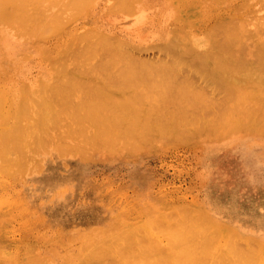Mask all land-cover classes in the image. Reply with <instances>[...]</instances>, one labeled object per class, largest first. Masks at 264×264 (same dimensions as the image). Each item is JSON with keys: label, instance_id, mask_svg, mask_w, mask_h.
Wrapping results in <instances>:
<instances>
[{"label": "rangeland", "instance_id": "rangeland-1", "mask_svg": "<svg viewBox=\"0 0 264 264\" xmlns=\"http://www.w3.org/2000/svg\"><path fill=\"white\" fill-rule=\"evenodd\" d=\"M12 1L14 2V0H12ZM15 1L18 4L20 2V0L19 1L15 0ZM28 1L29 0H26L28 5L33 7V3H35V0H33L34 2L31 0L33 3L31 1H29V2ZM36 1L38 2V3H36L38 5V7L35 4L36 8L34 7L33 12L37 8L38 9L40 8L41 14L37 13L38 11L33 13L31 11L32 7L30 8L28 6L30 8V11H29L28 7L25 8V4L27 5L25 0H23L21 2L22 4L25 2V4L23 5L24 8L26 9L25 11L34 15V16L31 15L32 18L31 17L28 18L29 15H27V13L25 12V14L27 15L26 18H28L30 21L34 20V17L37 16V14H39V15L43 14L42 15V20H43L44 18L47 17L46 15L51 14V12L53 11L54 8L56 9V7H53V6L50 7V9H49V6H51L52 4L48 3L49 5L47 4V6H48L47 9H49V10L52 9V11L50 13L48 12V14H46L45 15L46 17H45L43 12L45 11V13H47L48 10L46 11V10H42V9L46 6L45 5L46 3L44 4V2H43L42 3V4H44V6H43L42 4L41 5L39 4V2L41 3L40 0L39 1L36 0ZM44 1H46V0H44ZM81 1L83 2V0H77L78 7H79V4H83L84 2H86L84 0V2L81 3ZM121 1L123 2V0H121ZM129 1H128V4H129ZM132 1H134V0H132ZM138 1L140 2V0H138ZM143 1H145L144 3L147 4L146 6L149 9V11L152 9V12H153V13L151 11L149 12L151 14L148 16L150 18H149V21L147 23V24L150 23L149 25L151 27L148 28V25H147V27L146 26L142 27L141 29H143V31L141 29L138 30L139 28H137L138 31H142V32L145 31L146 36H144V33H142V32L139 33L137 30H135L136 27L134 25H132V26H134L135 29H134V27H131L132 29H130V25L133 24V18L129 17L131 20L129 18L127 19L125 17V16H127V14H125L123 11H121V12H123L125 15L123 13H118V12L117 13L116 12H113V13L109 12V11H113V6L116 4L115 0H96L93 5H91V3L89 4L91 6L87 5L88 8L85 6L86 8L84 7L83 9H81L82 14L78 9H74L76 7V6H74L75 5L74 2H71V0L68 2V0H67L66 2H68L69 3L68 4V3L63 1V3H66L64 5H67V6L72 3L70 6L71 7L74 6V7H72V10H69V11L71 13L74 9L73 12L75 14L70 16L69 11L65 10V12H64L63 8H62L63 5L61 7L59 6L60 8H58V11H56V12L62 15V13H60L61 12L60 9L62 8V12H64L65 14L68 13V15L70 17H72L73 19L67 18L66 23H68V24L64 25L66 23L63 22L61 30H60V28L58 30L55 29L58 32H56V33L54 32V34L52 33L51 35L49 34L50 37L49 36L47 37L48 40L46 39V36L44 35L45 41H42L44 39H41V31L43 29L40 25L43 22L40 23V20L36 21V23H39L40 27L38 25H35L36 23H34V22H30L29 25L27 22H26L27 24L25 22H23V24L21 23V20L27 21L24 18L25 16L23 15V13H24L23 9H22L23 6L21 8H17L16 12H14L12 10L13 13H10L9 17L14 16L18 11H19L18 13L20 14V11H21L22 13L20 14V16L18 15V13L16 14L19 16V17L17 16V18L19 19V18L23 17L24 19L21 18L20 20L17 21V18H14V19L9 18V20L13 19L16 26H17L16 21L19 22V24H21L23 26V28L25 29V31H23L24 33H22L21 31L20 32L23 34V36H24V34L27 36L26 32H28V35L30 37V38L28 37V39H30V40L33 39V37H32L33 35L32 36H30V35L33 32L35 33L36 29L38 31L39 30L38 27L41 28L42 30L40 31L39 34L36 32V34L40 36V38H39L40 40L38 39V37L37 38L35 37L33 39L34 41L31 40L32 42L31 41L26 42L27 38L23 39L25 36L23 38H20V36L22 37V34L17 32V31L23 29L22 26L20 27L21 29H18V30L16 29L17 31H15V33L17 32L20 34L18 36V39H17L15 37L17 35L14 36V34H10V32L12 33L11 30L13 28L10 27L11 30L9 31V26L6 25L8 20H6V22H5L6 24H5L4 21L1 20L3 18H0V23H1L0 27H1V25L3 26L2 29L0 30V42L2 41L3 38H5L4 40L7 43L6 44L7 46H6L3 43L4 40L1 42V44L3 43V45H1V46L3 47V49L5 48L3 51H2V47H0L1 48L0 49V73H1L0 74V95H2V93H3L4 95L2 96V100H4V101H2V102L3 103L7 102V104H4V106L2 104V108L4 109V111H3V113L0 112V119H2L0 124L6 123V121H10V120H11L10 122L12 124V125L9 124L10 122L9 123L7 122L8 125L4 124V125H6V127L8 126L9 130L11 128L12 132H10V131L8 132V130H7L8 128L4 127L3 125H0V127L3 126L4 130H6L5 132L0 131V133L4 132L3 133L4 135H5V133L7 134V132L9 134L12 133L10 135H8V134L7 135L10 137L13 136L11 138L15 139V141L18 140L19 138L21 139V137H19V136H18L19 138L16 137L17 134H16V136L13 135V132L15 131V129H18V128H16L17 126L14 124L17 122H20L21 125L24 126V129H23L24 131L20 130L22 132V135H21L22 136V142L24 140H25L24 143L26 142V146H23L21 144L22 142L20 143L19 140L16 141V143L18 142L19 144L22 145L23 150L19 149L21 147H18L14 143L15 144L14 148L18 147L19 150H21L22 152L24 151L25 156H23V157H25V159H22V157L19 158L20 155L22 154L21 151H19V150L15 151L14 150V153L16 152V155L14 153L10 154L11 158H13L12 160L16 159V158H14V155L17 156V153L19 151L21 154L18 153L19 157L17 156V158L21 159L20 161H22V160L23 161L17 163V165L15 162H14V164L11 163L12 166H10L9 169H7V170L0 168V262H2L4 264H6V263L8 264V263H10L9 261L11 260V264H21V262H23V261H24L23 263L26 264L27 262H29L27 258H29V260L31 259V261H32V259H33L32 257H34L36 260V264H77V263L79 264L80 261L83 259V256L85 255L84 257H86V255H87L86 251L87 250H90V248L92 249L93 247L96 246L95 247V251H96L98 249L97 247L99 246V244L97 245V242L101 243V241H103L104 239H106L105 241H107V238L112 236V234H114V233L117 234L118 230H119L118 233H120V231L122 232L124 229L128 228L129 229V230L127 229L128 233L130 234L131 237L133 236L132 237V239H133L132 245H133V243L139 244L137 242L138 239L136 240L137 237L134 235V233H131V231H133L131 229L132 225L134 226L137 223H138V227L136 225V228H138V229L142 228V229H140L141 230L140 233L142 234V232H143L144 235H141L140 233H138L136 231L138 229H136V230L134 229L136 235L146 237L148 234V236H151V239L149 238L151 241H154V239H156V237L159 236L158 239H156V240H158V244H159L158 246L160 247V250H162V247H161V245H162L163 248H166V249H164L165 253H168L172 249V245H170L171 248H169V246H168L172 242V241H170L171 238L169 237V234L168 235L166 234L168 232L167 229H166V231L164 230L166 232V233L164 232L165 234H162V231H163L162 228H160V230L162 229L161 233H160V230L158 229L159 233H160L159 235H158V233H155V231H158L156 226L159 224V223H157V225L154 224L155 221H157L156 219L158 217L155 215H159V217H161V220L165 221L164 222L165 225H164V223L162 225L166 226L168 223H172L171 220H172L174 215L172 214V216H170L171 217L170 220H168L167 218L165 219L166 214H165V217H163L164 215L162 216L160 214L161 210H159V209H162V212L167 213V211H170L172 208L175 215L178 216L181 212V211L179 212L178 209L181 206V208H183V209L185 207H186V209H189V208L192 209V207H193L194 213L192 210H189V211H192V214H195V215H196V213H200V211H201V214H197V215H199L198 217H200V218L198 221L193 223L194 224L193 227L195 225H197V226L199 225L200 227L201 226L203 227L202 229H205V226L208 224V220H211L210 222L215 224L214 227L221 230L220 234H219L220 237L219 238L217 237L216 243L215 242L213 243V241H214L213 239H212L213 241H211V239H210L211 237L210 238L206 237V239H204L205 237H203V236H205V235H203V234L205 232L204 233L198 232V233H201L200 235L202 236L200 240L204 239V241H206V242H207V240L208 241L210 240L213 243V245H212L211 242L210 243L207 242V244L209 243V246L211 244L212 248H211V246L210 247L207 246V248H206V251H207L208 247H209V249L210 248L212 249V250L211 249L208 250V251H210L211 256L214 255L215 252H216V254H218L220 252V253H222L220 255H224V254L227 255V256H223V258L227 259L229 257V259H231L233 262V260H235L238 257L237 253L243 252V250H242L243 245L244 246L246 245L244 247L245 248L244 250L247 252L249 251V253H250V252L254 251V249L250 251L248 249L250 246V245L248 246V243H250V244L252 243L251 246L253 247V246H255V243H256L255 242L253 245V241H258L256 243V246H257V244L259 245V243H263V246L261 244L259 245V246L263 247V248L260 247L261 251L262 250L263 251L261 252L260 249L255 247L256 252L254 251L253 254H257L258 252H260L259 255H257L258 256L257 258H259V259H257V258L255 259V261L257 262V263L255 262V264H263L262 261H264V260H263V258L260 260V258L264 257V255H263V252H264V118H262V117L260 118V122L257 124V127L254 125L256 128L253 126L248 127L249 122H247V120H245V119H240L239 117L237 118V116H236V119H239L237 121L236 119L230 118L228 120L229 122L231 120H235V122L236 121L237 122L235 124H233L232 126H230L229 127L230 129H227L226 126H229V125H225L227 123L229 124V122L227 121V123H225L223 126V129H225V130L227 129V130L225 132H220L219 134L222 133L220 136H218V134L217 135L213 134L212 129L211 130L209 129L208 132L204 131V130H208V129H204L203 130L204 132L201 130L203 132V134L199 130V131L195 132L194 135H191L193 133H191V134L188 133V135L185 134V136H183V139H179L177 141H173L175 139H173V140L168 139L167 140L166 138H165L166 140H163L162 139L163 137L160 138L162 140H159L157 138L156 139L149 138V140L147 139V141L150 142V139H151V142L152 141L153 142H152V146H151V143H149V142H148L149 144L146 143V145H149V147H150L147 149H146L147 146L144 145L145 143L142 144L141 142H139L140 145H144V146H140L142 148H140L138 144H137V146L132 147L131 145L133 144V142L131 143V141L128 140L127 141L128 144L126 145L125 144L126 142L122 141L124 139H121L122 143L125 142L122 144L123 145V147H122L119 136H117V137H119V138H117L119 140L118 141L119 143L115 142V138H114L116 135L115 131L112 132L114 135H112V137L111 136L110 137H111L112 144L113 145L115 144L116 146L114 145L112 147H109V146L107 147V145H105L107 143L104 144V141H105V138H104L102 144L105 145L106 147H104L101 144L102 147L99 145L100 147L95 148V147H97L96 145H98L96 143V141L94 142L95 139L92 140V144H93V142L96 144V145L94 144V146L91 144V141H90L91 139H93V137H94L93 136L91 139H88L90 141V144H88L89 147L92 145L89 148L88 145L84 144V143H85V141L86 142L88 141V140H86L88 138V134L90 132H91V134H93L92 130L96 127L93 128V125H91L92 127L89 128L90 125L87 126V124H89V123L92 124L93 122L90 121L91 119H87V118H86L87 121L85 119H84L85 122L81 121L82 126H84L85 125L84 123L88 122V120H89V122L86 123V125H85L87 127V129H85L86 128L85 127L84 128L85 132H83V134L81 135V136H85L84 133H86L87 138H84V137L82 138L79 136L78 129H80L81 126L78 127L77 124L81 125L80 122L78 121V117H79L78 114L79 113L82 114L81 112L84 110V107L82 105L83 104L82 98H81V96L84 95L83 93L90 91V90H93V89H97V88L101 89L102 91L104 90V91H107L110 93H114V92H116L118 86H123L124 87L123 90H125V91H131L132 90L129 88V86H131L130 83H126V81L120 80L121 75L117 74L119 72V70L117 71L115 69L114 71L110 70L109 72H104L105 70L101 71L100 68H97L94 66H87L90 63L89 60H88L89 63L87 62L88 64H86L84 66L82 65L81 66L82 68H81L79 65V62L84 60V58L80 59V60L78 59L81 57H78L77 59L79 61L78 60L74 61V63L75 62L76 63H75V66L73 65L74 64L73 60L76 59L75 55L77 54L76 56H79L78 54L80 53V51L83 50L85 52V50H88L85 47H87L88 43L89 44L93 43V40H95L93 37H95L98 40V38L100 36H102V34H104V36L106 35V36H108V38L109 37H111V38L113 37L114 39H115V37L117 39L119 38V40L120 41L123 40L122 42H124V43L126 40V44L129 42H132V44L131 43L130 44L133 45V47L130 46V49L127 47L130 44H128L127 46L122 42H121V44H124V46L128 50H131V48H133V50H134V48L139 46L140 49H138L139 47L136 48L137 50H140L139 53L136 52V49H135V51H133V50L130 51V53L131 52H132L131 54L137 53L136 55H138V56H135V57H138L139 60H142L141 57L143 58V56H144V58H146V60H148L147 58H149V60H150V58H152V57L153 58L158 57L157 53L159 52V50L157 52V50H156L157 46L162 47V46H160L161 44L163 45L164 43L166 44V42L167 43L169 42V39H168L166 32H169V30L172 31L175 28H177L175 30H177L178 33L182 32V30H181L182 27L179 28L181 31L178 30L177 26L173 27L174 26L173 24H175L174 22H176V21L178 22L179 19L181 21H183V23H181V24H183V28H182L183 32L188 31V33H187V35H188V34H190V31H191L192 35H194V37L196 36L195 38H197V37L199 38V36H200L199 39H201V35L203 38L205 37L203 32L200 31L202 33L201 34L198 31L199 29H195V32L193 33L194 30H192V29H194L195 27H198L199 25H202V24L204 25V24L209 23L210 20H208V19L213 20L214 18L216 19L220 15L227 16L225 13L230 14L229 12H231V14H233L232 16H234V14L237 15V16H234L233 18L236 17V19H238L239 16L242 15L241 18H244V19L246 18L248 21L250 19H252V22L251 21L250 22L253 23L257 17H259L261 15L264 16V0H223V1L215 0L214 2H215V4H217V7H214L216 5H213L214 3H212L211 0H210L211 2L208 0H207V2L205 0H200V2H198L199 1L198 0V1H196V3H194L195 0H193V1L190 0L193 3V5L191 4V2L189 0H178V2H176L177 0H172V1L168 0L169 2H167V1L165 2L163 0H156V1L155 0H141V2H143ZM202 1H203V3H202ZM216 1L218 3H216ZM30 2L32 5L29 4ZM48 2H50V0ZM52 2H53V0H52ZM57 2H61V1L57 0ZM87 2H89V1H87ZM114 2H115V4H114ZM117 2L120 3V0H118ZM162 2L164 4V6H163ZM8 3H10V4L9 5L5 4L6 7L3 6L5 9L7 8L5 13H7V12L9 13V11H10V9L8 11L9 6L11 7V5L14 4L11 2V0ZM63 3L61 2V3H59V5H61ZM166 3H170L171 6H166ZM177 3H181V4H179V6L176 7ZM205 3H206V5L212 3L211 4L212 8L209 7L211 5L206 6ZM54 4H56V3H54ZM86 4H88V3H86ZM186 4L187 5L190 4V6H186ZM203 4H204V8H205V6H206V8L207 7H209V8H207V9L205 8L204 10L199 8V6L200 5L203 6ZM16 5H15V7H16ZM39 5L43 6V7L41 8V7H39ZM57 5H58V3H57ZM57 5H54V6H57ZM125 5H126V3H125ZM131 5H134V3ZM173 5H175V6L172 7ZM181 5L182 6L184 5L185 9H182V8H184V6L181 7ZM13 6L11 7V9L13 8L14 10H16L15 7H13ZM18 6L19 5H17V7ZM92 6H93V8H92ZM115 6L117 8L121 7L120 5L119 6L115 5ZM161 6H163L164 9L160 8ZM63 7H66V6H63ZM71 7L68 6L69 9H71ZM125 7L128 8V6H125ZM175 7L178 9H176ZM80 8H81V6H80ZM172 8L175 9L176 12L178 11V14L183 18V20L180 17L178 19L177 13H176L177 15L171 14V13L175 12V10L173 11ZM198 8H199V10H197ZM1 9H2V11H1L2 14H1V12H0V14L3 16L4 9L3 8H1ZM64 9H66V8H64ZM148 9H147V11H148ZM154 9H156V10L159 9V12L162 11V9L165 11H162V12H164V14H162V12H161L160 14H162V15H159L158 10L155 12ZM75 10L79 13H77ZM116 10H118V9L115 8V11ZM123 10H124V8H123ZM228 10H229V12H226ZM119 11H120V9H119ZM201 11H204V12H202V15L205 13V11H207L208 13H210V11H211L212 12L211 14L213 16L215 14V17L210 16L211 14L205 15L207 13L206 12L204 14L206 17L202 18L201 17L202 16ZM216 11H221V12H218V14H220V15L216 14ZM254 11H256V12H254ZM53 12H55V11H53ZM213 12H214V14H213ZM223 12H225V13H223ZM11 14H13V15H11ZM65 14H63L62 16H64ZM76 14H77V16H76ZM152 14H153V16H152ZM6 15H8V14H6ZM16 15H15V17H16ZM52 15H54V14H51V16ZM84 15H85V17H84ZM163 15L166 17L164 18ZM167 15L168 16L174 15L172 17L171 16L168 17L169 20H167V21L169 23L168 22L166 23V21L163 22L164 19L167 18ZM43 16H44V18H43ZM157 16H159L160 23L163 22L162 23L163 26L166 23L164 26L166 29H167V25H168V29H169L168 31H166V29L164 30L163 29L164 27L162 26V24H160L159 21H157L158 20ZM207 16H210V18ZM254 16L256 18H254ZM5 17L7 18V16H5V14H4V20H5ZM37 17H39V16H37ZM49 17H50V15L48 16V18ZM58 17L61 20L60 15H58ZM124 17H125V19H124ZM153 17L157 18V20ZM160 17L163 20H161ZM200 17L202 18V20ZM54 18L56 19V17H54ZM54 18H51V19H53V21L50 20L51 23L52 22L54 23V24H50V26H52V28H55V26H56L55 22L56 21L58 22V20H59V18H58V20L54 21ZM173 18L174 19L176 18V21H173ZM151 19H152V21L154 20L153 22L151 21L152 25H154V27L151 25V22H150ZM13 20H11V21H13ZM64 20H65V18H64ZM67 20H70V22H68ZM180 20L178 22L179 26L181 25ZM206 20H208V21L205 22ZM11 21L10 22L8 21V22L11 23ZM43 21H44L43 25H45V23L47 24V22L49 24L48 19L46 22H45V20H43ZM155 21H157V25H159V24L160 25L157 26L155 24L156 23ZM201 21H202V23H201ZM14 22H12V23H14ZM185 22H187V23L185 24ZM203 22H205V23H203ZM12 23H11V25H12ZM31 23H33L34 27L37 26V28L35 27L36 29H34L33 31H32L33 28L28 30L29 28L32 27ZM15 24H13V25H15ZM25 24H26V26H24ZM59 24H61V23H59ZM188 24L192 25V28H190L191 30H189V26H187ZM197 24H198V26H196ZM251 25H248L250 27L247 26V29L249 31L252 30L253 26H251ZM16 26H15V28H16ZM19 26H17V27L19 28ZM27 26H30V27L27 28ZM46 26L47 25H45L43 27L46 28ZM155 26L157 28H155ZM193 26H194V28H193ZM5 27L8 29L9 33L7 31H5V29H6ZM187 27H188V29H187ZM52 28L51 27L49 28V26H48V28H46L47 30L49 29V31H50L48 33L52 32L51 31ZM56 28H58V26ZM127 28L130 29V32H131V30L134 29V31H132V33L137 31L138 34H140L139 36L141 38L138 35H137L138 37H136L135 36L136 33L135 34L133 33L131 35V33L127 32ZM171 28H174V29L171 30ZM26 29H27V31H26ZM125 29H126V31H125ZM129 29H128V31H129ZM145 29H147V31ZM156 29H157V31H156ZM14 30L15 29H13V31ZM154 30H155L154 33H156V32H158V33L152 34L151 31H154ZM30 31L32 32L31 34L29 33ZM253 31H254V29H253ZM3 32H6V33H3ZM43 32L44 31H42V33ZM96 32H97V34H96ZM164 32H165L164 35L167 36L166 38L163 37ZM128 33L131 35V39H130L131 41L129 40L130 36ZM150 33H151V35H150ZM171 33H173V32L168 33V35H170ZM2 34H3V36L6 35V37L4 36L2 38V36H1ZM98 34H101V35H98ZM117 34H119V35H117ZM141 34H142V36H141ZM182 34H184V33H182ZM197 34L199 36H197ZM121 35L124 37H122ZM181 35H179V36H181ZM8 36H10L11 38H9ZM13 36L16 39L13 38ZM42 36H43V34H42ZM118 36H120L122 38H120ZM161 36L165 40L162 38L160 39ZM173 36H174V38H177V37H175V35H173ZM176 36H178V34ZM91 37L93 38V40L91 42H89ZM170 37L173 38L171 35H170ZM7 38H9V39H7ZM77 38H78V41H74ZM101 38L102 37H100V39ZM106 38L104 37L102 39L105 40ZM132 38H135V40H133ZM20 39H21V41H19ZM102 39L100 41H102ZM117 39H115L116 42H114V43H117ZM142 39H143V41H142ZM24 40H25V43H24ZM166 40H168V41H166ZM38 42H40V43H38ZM162 42H164V43H162ZM29 43H31V44H29ZM37 43L40 45L38 46ZM41 43L42 44L44 43V45H42ZM24 44H26V45L24 46ZM34 44H35V46H33ZM134 44H136L137 46H135ZM41 45L44 47H42ZM94 45H97V44H94ZM94 45L93 46L89 45V47L92 48V47H94ZM5 46L7 47V49L10 47L9 51L6 50ZM36 46H38L37 50H36ZM59 47H60V52L57 53V51H59L58 50ZM89 47H87V48H89ZM38 49L40 51V54H39ZM10 50H12V52H10ZM5 51L7 53L8 52L9 53L5 54ZM133 52H135V53H133ZM42 53L44 55H42L43 57L40 58L39 55H41ZM98 53L100 54V51H98ZM19 54L20 55L25 54L28 57H26V59H25V55H24V58H22V56H21L20 58H22V59H20L18 56ZM160 55H162V53ZM17 57L19 58L18 60H17ZM95 58H98V57L96 56ZM161 58H162V56H161ZM19 60H20V62H19ZM23 60H25V61H23ZM146 60H143V61H146ZM149 60H148V62H149ZM60 61H62V62H60ZM86 61H85V63H86ZM152 61H155V60H152ZM61 63H62V65H61ZM22 64H24V65H22ZM76 64H78L77 66H79L81 71L78 70V68L76 67ZM82 64H83V62H82ZM85 66H87V68L88 67H90V68L94 67V68H91L92 70H90V71H89V68H88V70L85 68L84 69L85 71H83V67H85ZM86 71H88V72H86ZM106 71H108V70H106ZM108 74H110L111 76H108ZM51 75H52V77H51ZM157 78L158 77L156 76V79ZM69 82H74L75 85H77V87L73 89L72 96H70V94H71L70 92H67V93L70 97H73L72 100H74V103L76 101V103H75L76 107H77V103H78L77 101L79 99H81L80 102L82 103L81 105H82L83 110L81 109V105H80V107L78 105V108L81 109L80 112H78V114H77L78 117L74 116L75 118H71L72 116H69V113L72 112L73 109L76 110L78 108H76L73 105L75 108L72 107V110H71V108H70L71 106L69 107L68 106L69 104L67 103L68 105H66V107L68 106L67 109L68 110L70 109L71 111L68 112L67 109H65V108L64 109L67 110L68 115H67V113L65 115L66 111L64 109L63 110L61 109L63 106L60 109L56 110L58 112V114H59V111L61 113L63 111V113H64L63 116L65 115L67 117L65 118V116H64L61 118L59 117L60 119H56V118H58L59 115L55 114L54 109H50L51 110L50 112L52 113V110H53L54 115L57 116L56 117L53 115L54 116L53 118H55L57 120V121L56 120L54 121L56 126L53 125V127H54L53 128L49 123V125L53 129L50 128V129H48V131H45V129L47 130V127L49 126L47 124L46 120L49 118L48 121L51 122L50 119L52 116H50V114H49L50 112L48 113L49 117L46 116L47 119L45 117L46 113L42 112V114L44 113V116H42V117L44 118V120L46 119L44 124L48 125V126L47 125L44 126L46 128H44L40 125L41 122L38 121L39 119L36 120V118H38V117H35V115L34 116L32 115V117L31 116L28 117V116L30 114H34L36 111L39 113V109H40L39 114L41 115V109L44 107L43 104L46 102L44 100L49 98L50 95L52 94V92H51V94H49L48 91H50V89H52L55 86H58V85H61L64 83H69ZM3 88L6 91L3 90ZM8 93H9L10 97L8 96ZM45 93H46V95H45ZM43 94L45 95L44 99H43V97L40 98L41 96H43ZM73 94L77 97V99H76V97L73 96ZM262 94L263 93H261L259 95L262 96ZM47 95H49V96L46 97ZM55 96H57V95H55ZM79 96H80V98H79ZM263 96L260 97V99L258 98V101H257V99H255L254 101L257 103V102H260V100H262L260 102V103H262L263 99H264ZM4 97H6V98H4ZM22 97L23 98L26 97L25 99L29 102L32 100L31 101L32 104H31V102L30 103L28 102L26 104V102L24 101L25 102L24 105L31 104V106L29 105V107H30L29 111L27 110L28 112H30V114H27L28 113L27 112L26 115H27V118L33 119V117H35V119H33L34 124L32 123V121L30 123L29 119H27V121H25L23 119V116L25 117V119H26V116H25V114L23 115L22 112L24 111V109L26 112L27 106L23 107V110H20L22 113L21 115H23V116L19 115L20 113L18 111H16V110L22 109L21 105H23V103H21V102H23V100H24ZM27 97H28V99H27ZM70 97H68V98L70 101H72ZM19 98H20V102H19ZM35 98H38V99L40 98V99H39V101H37V99H35ZM57 98H58V96H57ZM0 99H1V96H0ZM21 99H23V100H21ZM41 99H43L42 102H40ZM59 99H60V97H59ZM5 100H7V101H5ZM47 100L50 101L52 99H47ZM55 101H56V99L53 102H55ZM252 101H253V99H252ZM11 102H12V104L17 103V105H14V106H16V108H19V109H16L15 107L14 108L10 107L12 104H8V103H11ZM39 102L41 104L43 103L42 108H41V106H39L40 105ZM57 102H58V100H57ZM241 102L243 105V101H241ZM18 103H19V105H18ZM20 103H21V105H20ZM37 103H39V104H37ZM46 103H49V102L47 101ZM51 103H52V101H51ZM69 103L73 104L72 102H69ZM245 103L243 106L246 105ZM0 104H1V100H0ZM61 104L62 103H60V105ZM65 104H62V105H64V107H65ZM249 104H251V103H248V105ZM253 104H255V103L253 102ZM257 104L260 105L259 103H257ZM52 105L56 106V105H54V103H52L50 105L52 108H54ZM248 105H246V106H248ZM256 105L252 106V104H251V106L253 108L256 107ZM258 105L254 109H257L259 107ZM8 106H9L8 109L10 111H11V108H13V110H12L13 112L12 111L10 112L9 110H7L8 112H10L9 115L7 113H4V112H7L6 108ZM38 106L40 108H38ZM260 106L261 107H259V108H261V109L264 108V107H262V105H260ZM263 106H264V104H263ZM56 107H55V109H57L60 106H58L57 108ZM239 107H237V108L240 111L242 109V107H240V108ZM3 109L0 108L1 111ZM14 110H15V112H18V114L15 113ZM86 111H88V110H86ZM73 112L75 113V111H73ZM88 112L85 113V110H84V113L86 116L89 115ZM263 112H264V109H263ZM14 113L20 117L19 120H21V117L23 120H21V121L15 120V119H17L16 118L17 116L12 119V117L15 116ZM74 113H72V114H74ZM257 113H258V110H257ZM259 113H260V111H259ZM4 114H5V116L8 115V117L7 116H6L7 118L4 117ZM10 114H12V117ZM102 115H104V113ZM1 116H2V118H1ZM10 117H11V119H10ZM39 118H41V116H39ZM32 119H30V120H32ZM75 119H77V120H75ZM12 120H14V121H12ZM35 120L37 121V123L40 122L39 125L42 128H44L43 131H45V133L40 132L42 130V128L38 127V129H37V126L35 125L36 124ZM51 120L53 121V119H51ZM42 121H43V119H42ZM77 121H78V123H77ZM12 122H15V123L13 124ZM43 122H42V125H44ZM20 123H19V125H20ZM56 123H58V124H56ZM231 123H233V122H231ZM26 124L29 126L26 127ZM96 124H97V121H96ZM13 125L16 126L15 129L13 128ZM31 125H33V127H31ZM100 126H101L100 124H99V126L97 125V127H100ZM20 127H22V126H19V128ZM33 128H35V129H33ZM39 128L41 130H39ZM251 128H255V129H251ZM98 129H97V131H98ZM245 129H247V130L243 132V130H245ZM80 130H79V132L81 134L82 132ZM89 130H91V131L89 132ZM213 130L217 131L218 129L217 130L213 129ZM100 131L101 130H99V132ZM18 132H19V130H17L16 133H18ZM64 132H66V134H63ZM96 132L94 134H96ZM184 132H188V131H184ZM205 132H207V133H205ZM97 134H98V132H97ZM4 135L2 136L3 140L6 138V135H5V138H4ZM89 136H91V135H89ZM2 137H0V138H2ZM95 137L97 138L96 135H95ZM16 138H18V139H16ZM37 139H39L40 141L39 140L37 141ZM100 139H101V137H100ZM1 140H0V142L3 143V141H1ZM8 140H11V139L9 138L6 141H8ZM96 140L98 142L99 138H97ZM108 140L109 139H107V141ZM12 142H14V140H11V143ZM129 142L131 144H129ZM2 143H1V145H2ZM6 143L8 144V147H10V149H11V146L13 148V145H10V143H8V142H6ZM98 143H100V142H98ZM153 144H155V146H153ZM1 145H0V148L3 146V145L2 146ZM4 145H5V141H4ZM110 145H111V143H110ZM128 145L131 147H129ZM78 146H81L82 150H85L88 148L91 149L88 151L86 150L87 153L85 152L84 155L85 154L89 155V153H90V155H92V157L90 159H92V160H90L88 156H87L88 159H86V157H83L84 155L82 156L83 159H82V157H79V156H81L78 154L79 151L81 152V149L79 150L80 147L78 149L76 148L77 149L76 151H78V152L75 151V147H78ZM6 147H7V145L3 149H5ZM92 147L97 150L96 153H95V149H94V152H92L93 151ZM7 149H9V148H7ZM7 149H5V150L7 151ZM0 151H1V149H0ZM11 151L13 152V150H11ZM82 152H84V151H82ZM0 153H2V152H0ZM6 153H9V150ZM6 153L4 151V154H6ZM91 153H93V154H91ZM2 156L0 155V157L4 161L3 163L7 162L6 159H8V158L4 159L3 158L4 156L3 157ZM7 156H8V154H7ZM2 159H0V161ZM10 160L8 162L9 164H10ZM12 160H11V162H13ZM3 163H2V165L6 166L5 165L6 163L5 164H3ZM2 165H1V167H2ZM6 168H8V167L6 166ZM146 207H148L149 210H148V208L146 209ZM174 207H176L178 209H176ZM153 209L156 212V214L153 211ZM186 209H184V210L187 213L188 210L186 211ZM150 210L152 211V213ZM184 210L182 212H184ZM173 211H170V212H173ZM196 211H198V212H196ZM146 212H147V214L148 213L149 214L147 215ZM170 212H168V213H170ZM182 212H181V214H183ZM190 213L191 212H189V214L188 213L186 214L187 217H191V216H189ZM205 213H207V215ZM153 214H155V215H153ZM202 215H204V218H203L204 221L202 220L203 222L201 224L200 223L197 224V222H199L202 219ZM167 216H168V214H167ZM183 216H182V218H183ZM205 216L206 217L209 216L210 218L207 217L205 219ZM149 217L151 218V219H149V221L152 220V218H153V224H154V226L156 225L155 231H152V229H149L148 227H150L151 224H148L147 222H145L146 220H148ZM155 217H156V219L154 221ZM178 217H180V216H178ZM193 217H196V216L192 215V221L185 220L184 218L183 219L185 221H187L186 224L191 225V223L194 220ZM144 218H147V219L145 220ZM174 218H175V216H174ZM176 220H175L176 223L180 221L178 219H176ZM122 222H123V224H122ZM142 222L145 224H143ZM139 223L141 225H143L144 227L141 226ZM160 223H161V221H160ZM221 224H222V226H221ZM119 225H121V226H119ZM168 225H169V227L166 226V228H170V225L172 226V224H168ZM197 226L194 227L193 231L197 230L196 229ZM174 227H176V225ZM179 227H181V226H179ZM191 227H192V225L190 226V228ZM210 227H211L210 229H209V227H207L206 229H209L211 231L212 226H210ZM163 228L165 229V227H163ZM184 228L185 227H183V229ZM188 228H186V229H188ZM190 228L188 230H190ZM229 228L231 231H228ZM130 229H131V231H130ZM144 229H148L151 231H147V234H146V232H145L146 230L144 231ZM171 229H172V227H171ZM171 229H168L169 231H171L170 233L174 232V234H176V232L175 231L172 232ZM177 229L181 230V228L176 227L175 230H177ZM186 229H184V231ZM202 229L200 228L197 231H200ZM223 230H224V232H223ZM232 230H234L235 233H237L236 235L237 236L239 235V236L237 237V236L231 235L233 238L228 239L227 238V237H229L228 233L233 232ZM124 231H126V230H124ZM190 231L192 232V234L194 233L192 230H190ZM190 231H188V232H190ZM203 231H205V230H203ZM206 231H207V233H205V234L207 236L212 232L211 231L209 233L208 230H206ZM185 232H187V231H185ZM216 232L219 233V231H216ZM128 233H127V235H128ZM181 233H182V231H181ZM198 233H195L196 236L189 235V233H188V236H190V237L194 236L196 238V240H194L193 238H192L193 240L191 238H190V240H192L193 242L199 241L198 237H200V235L198 236ZM122 234H124V233H122ZM149 234H151V235H149ZM125 235L126 234H124V236ZM216 236L217 235H215V238H216ZM225 236H227V237H225ZM244 236H246V237H244ZM249 236H251V238ZM152 237H153V240H152ZM236 237H237V239H240V241L242 240L241 242H243V243H241V244H243L241 246L242 251H240V250H239L240 252L236 251L237 253L236 252H230L233 254L232 255L228 252L231 250H227L226 249L227 247H225V245H223V244H225V242H228L227 240L232 239V242H230V245H231V243H234L233 239H234V241H236ZM119 238H118V241H116V242L114 241L113 243L114 244L119 243L120 244V245L118 244L119 246L124 245V244H122V240L120 241ZM146 238L148 239V237H146ZM161 238H162V240H161ZM220 238H222V240ZM249 238L250 239L253 238V241H251V240H249L250 242L247 241V239H249ZM93 239L96 242L93 241ZM124 239H126V236ZM128 239H130V238H128ZM164 239H166L169 244H167L166 240H164ZM168 239H169V241H168ZM105 241H103V242H105ZM138 241L141 242L140 240H138ZM145 241H148V240H144V243L147 244V242H145ZM220 241H221L222 245H220ZM240 241L237 240V242L239 244H240ZM193 242H192V244H193ZM89 243H90V245L87 246V244H89ZM110 243L109 244H107V243L103 244L106 246L110 245V247L105 246L106 248L105 247L104 248L102 247V248L103 249L108 248L107 254H109V255H107V254L106 255L108 257H110V259L112 257V253H110L111 252L110 250H113L112 251L114 253L113 257L115 258L113 260H117L116 257L120 256V255L118 253L116 254L115 251H116V248L119 249V247L117 246V244H115L114 245L116 247L115 248L112 244L111 239H110ZM124 243H125V241H124ZM188 243L190 244L191 242H188ZM126 244H128V243H126ZM141 244H143V243H141ZM226 244H227L226 246H229V243H226ZM132 245L130 244L129 246H131V248H132ZM147 245H142V246L144 247ZM124 246H121L120 249L126 248L127 251L130 249V248H127L129 246H127V247L126 246L124 247ZM152 246H154V248L157 250L159 249L158 246L155 245V243H154V245L152 244ZM233 246H236V244ZM233 246L231 245V247H233ZM238 246H240V245H238ZM82 247H84L85 250L82 251L81 250V249H83ZM100 247H101V244H100ZM139 248H140V244H139ZM139 248H138V246L135 245V249L137 251L139 250ZM154 248L150 249V250L153 249V252L150 251L151 254L149 253L151 256L154 254ZM239 248L240 247H238V249ZM246 248H247V250H246ZM142 249L146 250L144 247V248L140 249V252ZM216 249L218 251H215ZM101 250L102 249H100V251ZM130 250H132V249H130ZM148 250H149V248H148ZM148 250L145 251V253L149 252ZM103 251L105 252L106 250H103ZM133 251H132V254H134V260H136L135 257H137L138 254H139V256L141 254L140 258L142 257L145 260L147 258H149L150 261L152 258H153L152 260H154V259H158L160 257L159 256L160 252H158V254H157L156 253L157 251L155 252L154 255H157V257L159 256L158 258H154L153 256L151 257L148 253H146L147 257L144 258V255H146V254L143 253V255H142V253H138L136 255V253H133ZM245 251L241 255H243V256L244 255H250L249 253L246 254ZM90 252H92V251L90 250L88 253H90ZM123 252H124V250H123ZM162 252L163 251H161V253ZM127 253H129V252H127ZM165 253H162L164 255L161 256L162 258L161 257L159 258L160 261L163 259V256H165ZM235 253L237 255H235ZM148 255L150 257H148ZM220 255H217V256H220ZM7 256H8V258H7ZM29 256H32V257H29ZM131 256L132 255L130 254L129 257H131ZM139 256L137 257V260H138ZM25 257H27V258H25ZM89 257L87 256L86 258H89ZM125 257L128 259L127 254L125 255ZM254 257H256V255ZM104 258H106L105 255H104ZM121 258H122V256H121ZM211 258L212 257H210V260H211ZM214 258L216 259V257H214ZM220 258H221V256H220ZM25 259L27 260V262H25ZM107 259L110 260L109 258H107ZM124 259L125 258H123V259L118 258L119 261H117V262L123 264ZM127 259H125V261ZM129 259H130L129 261L133 260L132 258H129ZM143 259H141V260H143ZM159 259L157 261H159ZM164 259L167 261L166 258H164ZM215 259H213V260H215ZM225 259H223L224 262H226ZM35 260L33 259L32 262H34ZM103 260L104 259L102 258V261ZM149 260H146V261L151 263L152 261L150 262ZM83 261H84V259H83ZM104 261H106V260H104ZM143 261H141V263H144ZM157 261H156V264H157ZM190 261L191 260H189L188 263ZM216 261L217 260H215L214 262H216ZM126 262H124V263H126ZM154 262L151 264H155ZM186 262L184 264H188ZM98 263L100 264L99 260H98ZM105 263H103V264H105ZM135 263L136 262H133V264H135ZM146 263L147 262H145L144 264H146ZM158 263L161 264V262H158ZM28 264H31V262H29ZM33 264H35V262ZM82 264H83V262H82ZM106 264H110V263L107 262ZM137 264H139V262ZM162 264H163V262H162ZM167 264H169V263H167ZM170 264H177V263H176V261H174V262H170ZM179 264H180V262H179ZM181 264H183V262ZM189 264H191V263H189ZM194 264H196V263H194ZM206 264H209V263H206Z\"/></svg>", "mask_w": 264, "mask_h": 264}, {"label": "bare ground", "instance_id": "bare-ground-1", "mask_svg": "<svg viewBox=\"0 0 264 264\" xmlns=\"http://www.w3.org/2000/svg\"><path fill=\"white\" fill-rule=\"evenodd\" d=\"M10 1V0H9ZM8 0H0V12L2 11V9L1 8H3L4 9V11H3V13L5 14V16H7V18L5 17V20H4V14H3V16L1 15L2 14V12H1V16H0V18H3V19H1V20H3L4 21V23L6 22V20H8L9 22L11 21V20H13L14 18H17V16L19 15L20 16V14L22 13L21 11H20V14L18 13V15H16L15 13V15H16V17H15V15L14 16H10L9 17V14L10 13H13L12 12V10L14 11V12H16L17 11V8H21L24 4H25V2H26V0H25V2L22 4L21 2L23 1V0H20V2H19V4L14 0V2L11 0V2L12 3H16L17 5H19L18 7H17V5H16V7H15V5L13 6V5H11V7L13 6V7H15V9L16 10H14L13 8L11 9V7L9 6V8H8V11H9V9H10V11H9V13L7 12V13H5L6 12V10H7V8L5 9L3 6H5V4L7 5H9L10 3H8L9 2ZM17 1H19V0H17ZM29 1H31V0H29ZM28 1V2H29ZM33 1V0H32ZM31 1V2H32ZM39 1V0H38ZM41 1V3L39 2V4L41 5L43 2H44V4L46 5L42 10H48L47 11V13H45V11L43 12L44 13V16L46 15V14H48V12L50 13L51 11H52V9L51 10H49L50 9V7H56V9L54 8L53 9V11H55V12H51V14H54V15H52L51 16V14H48V15H46L45 17L49 20V24H48V22H47V24L45 23V25H47L46 26V28H48V26H49V28L51 27L52 28V26H50V24H54L53 22L51 23V21L50 20H52L53 21V19H51V18H54V17H56V19L54 18V21L55 20H58V15H60V17H61V20H60V18H59V20H58V22L56 23L55 22V28H52L51 29V33H48V32H50L49 31V29L47 30L45 27H43V26H45V25H43L44 24V21L43 20H45V22L47 21V19L46 18H44V16H43V20H42V15H39V14H37V13H40L41 14V10H40V8L37 10H35L34 12H33V9H34V7L36 8V6H35V4L36 3H38L36 0H35V3H33V7L32 6H29L28 5V3H27V5L25 4V8H27L28 6L31 8L32 7V12L33 13H35V12H37L36 14H37V16H39V17H37V16H35L34 17V20H32V21H30L28 18H30L31 17V15H33V14H30L29 12H26L25 10V8H24V6H23V15L25 16L24 18L27 20V21H22L21 20V23L23 24V22H27L28 23V25L30 24V22H34V23H36V21H39L40 20V23H42L40 26L42 27V29L41 28H39L40 26H39V23H36L35 25H38L39 27H38V31H37V26H35L34 27V25H33V23H31V25H32V27L31 28H29L28 30H30V29H32V31L34 30V29H36L35 30V33L33 32H29L31 35L30 36H32L33 37V39L36 37H38V39L40 38V36L39 35H37L36 34V32L39 34L40 33V31L42 30V31H44L43 33H42V31H41V39H44V40H42V41H45V36H46V39H47V37L49 36L50 37V35L53 33L54 34V32L56 33V32H58L57 30L60 28V30H61V28H62V23L63 22H65L66 23V19L67 18H72V17H70V16H72L73 14H75L73 11H74V9H78L80 12H81V9H83L85 6L88 8V6L87 5H89L90 3H91V5H93L94 3H95V1L94 0H85L86 2H84V0H83V2L85 3H83L82 1H81V3H83V4H79V7H78V2H77V0H71V2H74L75 3V5L74 6H76L74 9H73V11L70 13V11L69 10H72V7H74V6H70V5H68L69 7H71V9H69L68 8V6L67 5H64V4H66V3H68L70 0H68V2H66L67 0H58V1H61L62 3H63V1L64 2H66V3H63V4H61V5H59V3H61V2H57V0H53V2L54 3H56V4H54L53 2H52V0H50V2H48L47 0L46 1H42V0H40ZM76 1V2H75ZM87 1H89V2H87ZM94 1V2H93ZM116 1V4H115V2H114V4L115 5H117V6H123L122 8L121 7H116L115 5L113 6V11H109V12H118V13H125V14H127V16H125L127 19L129 18V17H131V18H133V24H131L130 25V29H132L131 27H136V29H135V27H134V29L135 30H137V28H139L138 30H140L142 27H147V25H148V28L149 27H151L149 24H147L148 23V21H149V18L150 17H148L151 13H149L150 11L152 12V9L149 11V9L147 8V4L146 3H144L145 1H143V2H141V0H140V2L138 1V0H134V1H132V0H123V2L120 0V3L122 4H120L119 2H117L118 0H115ZM126 1V2H125ZM128 1H129V4H128ZM156 1V0H155ZM163 1H167V2H169L168 0H163ZM172 1V0H171ZM170 1V2H171ZM190 1V0H189ZM193 1V0H192ZM196 1H198V0H195V2L194 3H196ZM206 2H207V0H205ZM204 1V2H205ZM208 1H210V0H208ZM212 1V3H214L213 5H216V6H214V7H217V4H215V0H211ZM210 1V2H211ZM218 1V0H217ZM216 1V3H218ZM221 1H223V0H221ZM31 2L29 3L30 5H32L31 4ZM52 2V3H51ZM134 3V5H131V4H133ZM176 2H178V0L176 1ZM181 2V1H180ZM191 2V1H190ZM189 2V3H190ZM198 2H200V0L198 1ZM197 2V3H198ZM220 2V1H219ZM52 4L51 6H49V9H47L48 8V6H47V4ZM57 3H58V5H57ZM86 3H88V4H86ZM125 3H126V5H125ZM172 3V2H171ZM202 3H203V1H202ZM211 3V4H212ZM22 4V5H21ZM44 4H42L43 6H44ZM48 4V5H49ZM57 5V6H54V5ZM69 4V3H68ZM162 4H163V2H162ZM179 4H181V3H177V5H176V7L177 6H179ZM191 4L193 5V3L191 2ZM199 4V3H198ZM211 4H208V5H211ZM21 5V6H20ZM37 5V4H36ZM39 5V7H43V6H40ZM66 6V7H63V6ZM83 5V6H82ZM91 5H89V6H91ZM103 5V4H102ZM128 6V8L127 7H125V6ZM131 5V6H130ZM197 5V4H196ZM205 5H206V3H205ZM208 5H206V6H208ZM62 6V8H63V11L65 12V10L66 11H69V14H70V16L68 15V13L67 14H65L64 12H62V8L60 9V13H62V15L63 14H65L64 16H62L61 14H59V13H57L56 11H58V8H60V7ZM80 6H81V8H80ZM163 6H164V4H163ZM163 6H161L160 8H163L164 9V7ZM166 6H171V4L170 3H166ZM175 5H173L172 7H174ZM184 6V5H183ZM182 5H181V7H183ZM186 6H190V4H186ZM195 6V5H194ZM201 6V5H200ZM199 6V8H201L202 10H204L205 8H206V6H205V8H204V4H203V6H201L200 7ZM219 6V5H218ZM6 7V6H5ZM28 7V8H29ZM37 7H38V5H37ZM85 7V8H86ZM149 7V6H148ZM175 7V8H176ZM203 7V8H202ZM210 8H212V5L211 6H209ZM209 7H207V8H209ZM30 8H29V11H30ZM64 8H66V9H64ZM68 8V9H67ZM80 8V9H79ZM92 8H93V6H92ZM115 8L116 9H118V10H116L115 11ZM123 8H124V10H123ZM150 8V7H149ZM152 8V7H151ZM154 8V7H153ZM199 8L197 9V10H199ZM206 8V9H207ZM119 9H120V11H119ZM122 9V10H121ZM147 9H148V11H147ZM162 9V11H165V10H163ZM166 9V8H165ZM169 9V8H168ZM176 9H178V8H176ZM182 9H185V6H184V8H182ZM21 10V9H20ZM28 10V9H27ZM85 10V9H84ZM155 10V12L158 10V12H159V9H154ZM172 10L174 11L175 9H173L172 8ZM180 10V9H179ZM209 10V9H208ZM259 10V9H258ZM261 10V9H260ZM76 11V10H75ZM121 11H123V12H121ZM162 11H160L158 14L159 15H162V14H164V12H162ZM171 11V10H170ZM169 11V12H170ZM184 11V10H183ZM225 11V10H224ZM25 12L27 13V15H29V17L28 18H26V14H25ZM77 12V11H76ZM129 12V13H128ZM154 12V13H155ZM162 12V14H160ZM202 12H204V11H201V15H202ZM207 11H205V13H206ZM218 12H221V11H216V14H218ZM226 12H229V10L228 11H226ZM254 12H256V11H254ZM260 12V11H259ZM258 12V13H259ZM77 13H79V12H77ZM86 13V12H85ZM123 13V14H124ZM153 13V12H152ZM168 13V12H167ZM178 14V11L176 12V10H175V12H173V13H171V14H175V15H177ZM184 13V12H183ZM204 13V14H205ZM208 13V12H207ZM205 14V15H209V14H211L212 12L210 11V13H208V14ZM223 13H225V12H223ZM230 14H231V12H229ZM6 14H8V15H6ZM35 14V15H36ZM81 14H82V12H81ZM124 14V15H125ZM203 14V15H204ZM213 14H214V12H213ZM227 16H223V15H220V14H218V15H220V16H218L216 19L214 18L213 20H211V19H208V20H210L209 21V23H207V24H202V25H199L198 26V24L200 23H198L196 26H198V27H195L194 28V26H193V28L194 29H192V30H194L193 31V33L195 32V29H199L198 31L200 32V31H202L203 32V34L205 35V37L203 38L202 37V35H201V39H199L200 38V36L197 34V36H199V38L197 39V38H195L194 37V35H192V33H191V31H190V34H188L187 35V33H188V31H184L183 32V24H181V23H183V21H181L180 19H179V17L180 18H182L179 14V16L177 15V17H178V19L181 21L180 22V26L178 25L179 23V20H178V22L176 21V18L174 19L173 18V21H176V22H174L175 24H173L174 26L173 27H175V26H177L178 27V30H180L179 28H181V30H182V32H180V33H178L177 32V30H175V29H177V28H171V30L172 29H174V30H172V31H170L169 29H168V25H167V29L164 27L165 26V24L168 22L167 20H169V16H171V15H167V18L166 19H164V21L163 22H165L166 21V23L164 24V26H163V22L162 23H160V21H159V16H157L158 17V20H157V18H155V17H153V18H155L157 21H159V23L160 24H162V26L164 27H162L164 30L166 29V31H168L169 30V32H166L167 33V36H168V39H169V42L167 43L166 42V44L164 43L165 41V39L164 38H162V36L165 34V32L163 33V35L160 37V39L162 38V39H164L163 41L164 42H162V43H164L163 45L161 44L160 46H162V47H156V50H157V52H158V50H159V52L157 53L158 54V57L157 58H150V60H149V58H147L148 60H149V62H148V60H146V58H144V56H143V58L141 57V59L142 60H139V58L138 57H135V56H138V55H136L137 53H139L140 52V50H137L136 48H138V47H136V48H134V50H133V48H131V50H128L125 46H124V44L127 46L128 44H132V42H129V43H127L126 44V40H125V43L124 42H122L123 40H119V38L117 39L116 37H115V39H117V43H114V42H116V40L112 37H109L108 38V36H104V34H102V36H100V37H102V38H106L105 40L104 39H102V41H100L101 39H100V37L98 38V40L100 41H98L95 37H93L95 40H93V38L91 39L90 38V40H89V42H91L92 40H93V43L94 44H97V45H94L93 43V45H94V47H92V48H90L89 47V45H91V46H93L92 44H87V47H89V48H87V47H85L86 49H88V50H85V52L82 50V51H80V53L78 54L79 56H76L75 55V57H76V59L75 60H73V63H74V61H76V60H80V59H83L84 58V60L83 61H80L79 62V65H80V67L83 65H86V64H88L89 63V61H90V65L88 64L87 66H94V67H97V68H100V70L102 71V70H105L104 72H109L110 70H112V71H114L115 69L118 71L119 70V72L117 73V74H120L121 75V77H120V80L121 81H126V83H130V85L131 86H129V88L130 89H132L131 91H125V90H123L124 89V87L123 86H118L117 87V90H116V92H114V93H110V92H107V91H102L101 89H93V90H90V91H87V92H85V93H83L82 95L83 96H81V98H82V103L80 102V100L81 99H79L77 102V107H76V101H75V103H74V100H72V98L73 97H70V96H72V91H73V89L74 88H76L77 87V85H75V83L74 82H69V83H64V84H61V85H58V86H55V87H53L52 89H50V91H48L49 92V94H51V92H52V94L50 95V97L49 98H47V99H52V100H47L46 98V100H44V101H48L49 103H42L43 105H44V107H43V105L40 103V102H42V100L44 99V96L46 95V93H45V95L43 94V96H41L40 98H42L43 97V99H41V101L39 102L40 103V105L39 106H41V115L39 114L40 113V109H39V115L35 112L34 114H30V112H28L29 111V105L31 106V104H32V100L30 101L31 102V104H29V105H24V103L26 102V104L29 102V101H27L25 98L26 97H22L23 99H21V100H23V102H21V103H23V105H21V103H20V105H21V107H22V109H19V108H16V106H14V105H17V103L16 104H12V102L11 103H8V104H12L10 107H15L16 109H19V110H16V111H18L20 114L19 115H21L22 113H23V115L25 114V116H26V119H25V117L23 116V115H21V116H23V119L25 120V121H27V119H29V121H30V123H31V121H32V123L34 124V120L33 119H35V117H38V118H36V120H38V121H40L41 122V126L42 127H44V126H46L47 124L49 125V123H50V125L53 127V125L54 126H56L55 125V120L56 119H60L61 117H64L65 115H66V113H67V115H68V112L69 111H71L72 110V107L73 108H78V105H79V107H80V105L82 104L83 105V107H84V110H85V113L86 112H88L89 113V115H85V113H84V110L82 109V105H81V109L83 110L81 113L82 114H78V112H80V108H78V109H76V110H74L73 109V111H75V113L72 111V112H70L69 113V116H72L71 118H75L74 116H77V114H78V121L80 122V124L82 123V122H85L84 121V119L86 120V118L87 119H91L90 121L91 122H93L92 124L91 123H89V124H87V126L88 125H90L89 126V128H91L92 126L91 125H93V128L94 127H96V128H94L92 131V133L93 134H91V130H89V134H88V138H87V136H86V133H84V135L85 136H81L82 134H83V132H85V129H87V127L85 126L86 125V123H88L89 122V120H88V122H86V123H84L83 125L84 126H82V124L81 125H79V124H77L78 123V121H77V126L79 127V126H81L80 127V129H78V133H79V136L80 137H84V138H87L86 140H88V139H91L93 136V139H91L90 141H91V144H92V140H94V142L96 141V143L98 144V145H96L94 142H93V146H94V144L97 146V147H95V148H98V147H102V143H103V139L105 138V141H104V144L105 143H107V144H105V145H107V147L109 146V147H112V146H114L113 144H112V142H111V137H112V135H114L112 132L113 131H115L116 132V135H115V142H118L119 140L117 139V138H119L120 139V141H121V139H124V140H122V141H125V142H123V143H125L126 145L128 144V140L129 141H131V143L133 142V144L131 145L132 147H134V146H137V144L139 145V147L140 146H144V145H146V143L147 144H149V143H151V146H152V142H151V139H159V140H168V139H175V140H173V141H177V140H179V139H183V136H185V134H187L188 135V133L189 134H191V133H193V134H191V135H194V133L195 132H197V131H199L200 130V132H202L204 129H208V130H204V131H209V129L211 130L212 129V131H213V134H218V136H220L221 134H219L220 132H225L227 129H230L229 127L230 126H232L233 124H235L239 119H236V116H237V118L239 117L240 119H245V120H247V122H249L248 123V127H257V124L260 122V118L262 117V118H264V112H263V109H261V108H259V107H261L260 105H262V107H264L263 106V104H264V99H263V104L262 103H260L262 100H260V102H257V103H259L260 105H258L254 100L255 99H257V101H258V98L260 99V97H262L263 95H264V16H259V17H255L254 16V18H256L255 20H254V22L253 23H251L252 22V19H250L249 21L246 19H244V18H241V16H239V18L238 19H236V17L235 18H233L234 16H237V15H235L234 14V16H232L233 14H227V13H225ZM250 14V13H249ZM11 15H13V14H11ZM50 15V17L48 18V16ZM156 15V14H155ZM186 15V14H185ZM201 16L202 18L203 17H206L205 15L204 16ZM231 17H230V16ZM18 16V17H19ZM34 16V15H33ZM54 16V17H53ZM76 16H77V14H76ZM123 16V15H122ZM152 16H153V14H152ZM164 16V15H163ZM172 16H174V15H172ZM171 16V17H172ZM210 16H212V17H215V14H214V16L211 14ZM210 16H207V17H209L210 18ZM37 17V18H36ZM84 17H85V15H84ZM125 17H124V19H125ZM162 17V16H161ZM160 17V18H161ZM166 16H164V18H165ZM200 17V18H201ZM9 18H13V19H11V20H9ZM21 18H23V17H21ZM21 18H17V21L18 20H20ZM23 18V19H24ZM32 18V17H31ZM36 18V19H35ZM41 18V19H40ZM64 18H65V20H64ZM152 18V17H151ZM163 18V17H162ZM161 18V20H163ZM199 18V17H198ZM202 18H201V20H202ZM252 18V17H251ZM253 18V19H254ZM38 19V20H37ZM73 19V18H72ZM130 19V18H129ZM172 19V18H171ZM170 19V20H171ZM195 19V18H194ZM205 19V18H204ZM207 19V18H206ZM240 19V20H239ZM243 19V20H242ZM29 20V21H28ZM42 20V21H41ZM64 20V21H63ZM71 20V19H70ZM70 20H67L68 22H70ZM131 20V19H130ZM182 20H183V18H182ZM187 20V19H186ZM191 20V19H190ZM196 20V19H195ZM194 20V21H195ZM200 20V19H199ZM208 20H206L205 22H207ZM7 21V26H9V31L11 30L10 29V27L11 28H13V29H15L14 31H13V29L11 30L12 31V33L10 32V34H14V36L15 35H17V36H15L17 39H18V36L20 35L19 33H24L23 31H25V29L23 28V26L21 25V24H19V22H17L16 21V23H17V26H19V28L16 26V24H15V22H14V20L13 21H11V23L12 22H14V23H12V25H11V23H9ZM62 21V22H61ZM152 21V19L150 20V22ZM154 21V20H153ZM152 21V22H153ZM157 21H155L156 23V25H157ZM172 21V20H171ZM188 21V20H187ZM251 21V22H250ZM152 22H151V25H152ZM205 22H203V23H205ZM26 23V24H27ZM59 23H61V24H59ZM158 23V24H159ZM169 23V22H168ZM171 23V22H170ZM187 22H185V24H186ZM190 23V22H189ZM201 23H202V21H201ZM252 25H251V24ZM1 24V23H0ZM9 24V25H8ZM13 24H15V25H13ZM19 24V25H18ZM26 24L24 25V26H26ZM59 24V25H58ZM68 23H66V24H64V25H67ZM159 24V25H160ZM177 24V25H176ZM30 25V26H31ZM43 25V26H42ZM132 25H134V26H132ZM159 25H157V26H159ZM248 25H251V26H253L252 27V30L251 31H249L248 29H247V26ZM5 26V25H4ZM6 26V27H7ZM15 26H16V28H15ZM22 26V28L23 29H21L20 27ZM30 26H27V28L28 27H30ZM58 26V28H56ZM153 27H154V25H152ZM187 26H189V30H191L190 28H192V25H190V24H188ZM2 25H1V27H0V30L2 29ZM5 27V28H6ZM172 27V26H171ZM248 27H250V26H248ZM45 28V29H44ZM155 28H157L156 26H155ZM154 28V29H155ZM18 29H21V30H19V31H17ZM55 29H57V30H55ZM128 29L129 28H127V32H129V33H131V35L134 33H136V37H138L140 34H138V32L140 33V32H142L143 31V29H141L142 31H136V32H133L132 33V31H134V29L133 30H131V32H130V29H129V31H128ZM160 29V28H159ZM187 29H188V27H187ZM253 29H254V31H253ZM55 30V31H54ZM146 31H147V29H145ZM5 31H7L8 33H9V31H8V29L6 28L5 29ZM15 31H17V32H19V33H15ZM21 31V32H20ZM26 31H27V29H26ZM125 31H126V29H125ZM156 31H157V29H156ZM162 31V30H161ZM176 31V32H175ZM119 32V31H118ZM152 32V34H156V33H158V32H156V33H154L155 32V30L154 31H151ZM170 32H175L174 34L173 33H171L170 35L173 37V38H171L170 37V35H168V33H170ZM3 33H6V32H3ZM21 33V34H22ZM45 33V34H44ZM121 33V32H120ZM128 33V34H129ZM142 33H144V36H146L145 35V31L144 32H142ZM147 33V32H146ZM182 33H184V34H182ZM198 33V32H197ZM201 33V32H200ZM26 34H27V36L24 34V36H23V34H22V37L20 36V38H23V39H25V38H27L26 39V42L27 41H31V40H33V39H28V37H29V35H28V32H26ZM35 34V35H34ZM42 34H43V36H42ZM50 34V35H49ZM96 34H97V32H96ZM101 34H98V35H101ZM175 35V37H177V38H174V36L173 35ZM178 34V36L179 35H181V36H176ZM202 34V33H201ZM117 35H119V34H117ZM124 35V34H123ZM131 35L129 34V36H130V38H129V40L131 39ZM138 35V36H137ZM148 35V34H147ZM150 35H151V33H150ZM2 36V38L5 36L6 37V35H4L3 36V34L1 35ZM13 36V38H15ZM116 36V35H115ZM122 36V35H121ZM125 36V35H124ZM124 36H122V37H124ZM127 36V35H126ZM141 36H142V34H141ZM156 36V35H155ZM160 36V35H159ZM166 35H164L163 37H167ZM9 38H11L10 36H8ZM118 37H120V36H118ZM122 37H120V38H122ZM140 37V36H139ZM171 39H170V38ZM9 38H7V39H9ZM15 38V39H16ZM30 38V37H29ZM141 38V37H140ZM156 38V37H155ZM5 38H3L2 39V41L4 40ZM6 39V40H7ZM22 39V40H23ZM112 39V40H111ZM133 40H135V38H132ZM137 39V38H136ZM144 39V38H143ZM143 39H142V41H143ZM159 39V40H160ZM173 39V40H172ZM175 39V40H174ZM40 40V39H39ZM48 40V39H47ZM114 40V41H113ZM138 40V39H137ZM171 40V41H170ZM1 41V42H2ZM5 41V40H4ZM3 41V43L6 45L7 43H6V41L4 42ZM9 41V40H8ZM7 41V42H8ZM19 41H21V39L19 40ZM18 41V42H19ZM34 41V40H33ZM74 41H78V38L76 39V40H74ZM96 43H95V42ZM131 41V40H130ZM139 41V40H138ZM166 41H168V40H166ZM1 42H0V47H2L1 45H3V43L1 44ZM13 42V41H12ZM32 42V41H31ZM98 42V43H97ZM119 42V43H118ZM121 42L122 43H124V44H121ZM10 43V42H9ZM20 43V42H19ZM24 43H25V40H24ZM38 43H40V42H38ZM37 43V44H38ZM21 44V43H20ZM29 44H31V43H29ZM42 44V43H41ZM128 45L127 47L130 49V46L131 47H133V45ZM138 44V43H137ZM141 44V43H140ZM9 45V44H8ZM11 45V44H10ZM26 44H24V46H25ZM40 44H38V46H39ZM42 45H44V43L42 44ZM41 45V46H42ZM135 46H137L136 44H134ZM157 45V44H156ZM7 46V45H6ZM5 46V47H6ZM13 46V45H12ZM33 46H35V44L33 45ZM38 46H36V50H37V47ZM42 47H44V46H42ZM10 48V47H9ZM9 48L7 49V47H6V50L7 51H9ZM40 48V47H39ZM158 48V49H157ZM161 50H160V49ZM1 49V48H0ZM5 49V48H4ZM3 49V47H2V51L4 50ZM51 49V48H50ZM90 49V50H89ZM135 49H136V52L137 53H135V52H133V53H135V54H131L130 53V51H135ZM138 49H140V47L138 48ZM13 50V49H12ZM12 50H10V52H12ZM58 50L59 51H57V53L58 52H60V47L58 48ZM62 50V49H61ZM38 51H39V49H38ZM98 51H100V54L98 53ZM161 51V52H160ZM56 52V51H55ZM83 52V53H82ZM9 53V52H8ZM6 51H5V54H8ZM162 53V55H160V54ZM39 54H40V51H39ZM99 54V55H98ZM141 54V53H140ZM25 55V54H24ZM24 55L23 54H19L18 56H19V58L22 56V58H24ZM42 55H44L43 53L41 54V55H39L40 56V58H42L43 56ZM101 55V56H100ZM142 55V54H141ZM49 56V55H48ZM98 57V58H95V57ZM157 56V55H156ZM155 56V57H156ZM161 56H162V58H161ZM26 57H28V56H26L25 55V59H26ZM74 57V58H75ZM78 57H81V58H78ZM18 57H17V60L19 59ZM22 58H20V59H22ZM78 58V59H77ZM89 58V59H88ZM95 58V59H94ZM155 60V61H152V60ZM157 59V60H156ZM78 60V61H79ZM87 60V61H86ZM89 60V61H88ZM93 60V61H92ZM143 60H146V61H143ZM23 61H25V60H23ZM77 61V62H78ZM85 61H86V63H85ZM92 61V62H91ZM152 61V62H151ZM19 62H20V60H19ZM22 62V61H21ZM60 62H62V61H60ZM82 62H83V64H82ZM88 62V63H87ZM76 63V62H75ZM75 63L73 64L74 66H75ZM85 63V64H84ZM22 65H24V64H22ZM21 65V66H22ZM61 65H62V63H61ZM78 64H76V67L78 68V70H80L81 71V69L79 68V66H77ZM87 66H85V67H83V71H85L84 69L86 68L87 70H88V68H89V71L90 70H92L91 68H94V67H88L87 68ZM82 68V67H81ZM75 70V69H74ZM106 70H108V71H106ZM4 71V70H3ZM72 71V70H71ZM95 71V70H94ZM86 72H88V71H86ZM1 74V73H0ZM6 74V73H5ZM7 75V74H6ZM108 76H111L110 74H108ZM156 76L158 77L157 79H156ZM51 77H52V75H51ZM3 78V77H2ZM160 78V79H159ZM13 79V78H12ZM5 80V79H4ZM3 80V81H4ZM41 81V80H40ZM6 82V81H5ZM3 90H5L4 88H3ZM6 91V90H5ZM67 92H70L71 94H70V96L68 95V93ZM261 93H263L262 94V96L261 95H259V94H261ZM6 94V93H5ZM4 94L2 93V95H0L1 96V104H0V108L1 109H3L2 108V104H3V106H4V104H7V102L6 103H3L2 101H4V100H2V96H3ZM55 95H57L58 96V98H57V96H54ZM61 95V96H60ZM8 96L10 97V95H9V93H8ZM49 95H47L46 97H48ZM53 96V97H52ZM73 96L74 97H76L74 94H73ZM80 96H79V98H80ZM59 97H60V99H59ZM68 97H70L71 98V100L72 101H70L69 100V98ZM264 97V96H263ZM4 98H6V97H4ZM21 98V97H20ZM20 98H19V102H20ZM39 98V99H40ZM56 99V101L55 102H53L55 99ZM8 99V98H7ZM27 99H28V97H27ZM35 99H37V101H39V99L38 98H35ZM34 99V100H35ZM76 99H77V97H76ZM75 99V100H76ZM252 99H253V101H252ZM57 100H58V102H57ZM5 101H7V100H5ZM9 101V100H8ZM25 101V102H24ZM43 101V102H44ZM51 101H52V103H54V105H56L57 107L58 106H60V107H56V106H53L54 108H52L50 105L52 104L51 103ZM61 101V102H60ZM241 101H243V105H244V103L247 101L248 103H251L252 104V106H254V105H258L259 107L257 108V109H254V108H256L257 107V105H256V107H252L251 106V104H249L248 105V103L246 102L245 104L246 105H248V106H243L242 105V102ZM29 102V103H30ZM62 103V104H65V107H64V105H60V103ZM69 102H72L73 104H71V103H69ZM253 102L255 103V104H253ZM39 103H37V104H39ZM51 103V104H50ZM59 105H58V104ZM69 105H68V104ZM18 105H19V103H18ZM66 105H68L70 108H71V110L69 109H67V107H66ZM75 107H74V106ZM241 105V106H240ZM25 106H27L26 107V112H25V109H24V111L21 113V111L20 110H23V107H25ZM38 106V108H40ZM63 106V107H62ZM242 107V109L239 111L238 110V108L237 107ZM6 107V106H5ZM20 107V108H21ZM51 107V108H50ZM55 107L57 108V109H55ZM62 107V108H61ZM239 107V108H240ZM9 108V106L6 108V111L7 110H9L8 109ZM13 108H11V111L13 110ZM67 109L68 110V112H67V110H65L66 112H65V115L63 116V111H62V113L59 111V114H58V112L56 111V110H58V109ZM86 108V109H85ZM253 108V109H252ZM50 109H54V111H55V114H57V115H59L58 116V118H53L54 116H56V115H54V111L52 110V113L50 112L51 110ZM252 109V110H251ZM28 110V111H27ZM43 110V111H42ZM78 110V111H77ZM86 110H88V111H86ZM257 110H258V113H257ZM3 111H4V109L1 111L0 110V112L1 113H3ZM10 111V110H9ZM10 111V112H11ZM31 111V110H30ZM34 111V110H33ZM259 111H260V113H259ZM10 112H4V113H7L8 115H9V113ZM13 112V111H12ZM14 112H15V110H14ZM18 112H15V113H17L18 114ZM28 112V113H27ZM42 112H45L46 114H45V117L47 116V117H49V114H50V116H52L51 117V119H53V121L50 119V121L52 122H49L48 121V119H47V117H46V122H47V124L45 125L44 123H45V120H44V118L42 117V116H44V113L42 114ZM50 112V113H49ZM14 113V114H15ZM26 113L27 114H30L28 117H32V115L34 116L35 115V117H33V119L32 118H27V115H26ZM49 113V114H48ZM72 113H74V114H72ZM87 113V114H88ZM104 113V115H102V114ZM17 114H15V116L14 117H12V114H10L11 115V117H12V119L13 118H15L16 116H17ZM52 114V115H51ZM71 114V115H70ZM3 115V114H2ZM8 115H6L7 117H8ZM38 115V116H37ZM54 115V116H53ZM62 115V116H61ZM82 117H81V116ZM85 115V116H84ZM5 116V114H4V117H6ZM39 116H41V118L43 119V121H42V119L41 118H39ZM89 116V117H88ZM255 116V117H254ZM3 117V118H4ZM6 117V118H7ZM11 117H10V119H11ZM57 117V116H56ZM60 117V118H59ZM67 116H65V118H66ZM76 117V118H77ZM81 117V118H80ZM84 117V118H83ZM98 117V118H97ZM1 118H2V116H1ZM17 119H15V120H19V116H17L16 117ZM69 118V117H68ZM94 118V119H93ZM230 118H232V119H236L237 121L235 122V120H231L230 122L228 121ZM9 119V118H8ZM7 119V120H8ZM22 119V117H21V120H23ZM30 119H32V120H30ZM81 119V120H80ZM1 120L2 119H0V122H1ZM21 120H19V121H21ZM35 120V122H36V126H37V129H38V127H40V128H42L40 125H39V123L40 122H38L37 123V121ZM69 120V119H68ZM75 120H77V119H75ZM11 121V120H10ZM10 121H6V123H1L0 125H3L4 127H6V125H4V124H7L8 125V123L10 122ZM12 121H14V120H12ZM57 121V120H56ZM59 121V120H58ZM82 121V122H81ZM87 121V120H86ZM96 121H97V124H96ZM227 121L229 122V124L227 123ZM8 122V123H7ZM42 122H43V124L44 125H42ZM95 122V123H94ZM99 122V123H98ZM231 122H233V123H231ZM13 124L15 123V122H12ZM19 123L20 122H17V123H15L14 125H16V126H14L13 125V128L15 129V127L16 128H18V129H15V131L13 132V135H15L16 136V134H17V136L16 137H21V139L19 138H16V139H18L19 140V142L21 143L22 142V132L21 131H24L23 129H24V126L23 125H21V123H20V125H19ZM225 123H227V124H225ZM9 124H11V122L9 123ZM56 124H58V123H56ZM95 124V125H94ZM99 124L101 125L100 127L102 128H100V127H97V125L99 126ZM224 124L225 125H229V126H226V130L225 129H223V126H224ZM12 125V124H11ZM34 125V126H35ZM47 125V126H48ZM48 126L47 127V130L45 129V131H48V129H50V128H52L51 126ZM255 125V126H254ZM2 126V127H3ZM19 126H22V127H20L19 128ZM27 126H29V125H27L26 124V127ZM35 126V127H36ZM2 127H0V131H6V130H4V127L2 128ZM31 127H33V125H31ZM86 127V128H85ZM255 127V128H256ZM6 128H8V126L6 127ZM5 128V129H6ZM39 128V130H41ZM44 128H46V127H44ZM44 128H42V130L40 131L41 133H45V131H43L44 130ZM54 128V127H53ZM52 128V129H53ZM85 128V129H84ZM99 128V129H98ZM222 128V129H221ZM255 128H251V129H255ZM33 129H35V128H33ZM96 129V130H95ZM97 129H98V131H97ZM213 129H215V130H217V131H214ZM8 130V132L10 131V132H12V129L10 128V130H9V128L7 129ZM17 130H19V132L18 133H16L17 132ZM21 130V131H20ZM79 130L82 132L81 134H80V132H79ZM83 130V131H82ZM95 130V131H94ZM99 130H101L100 132H99ZM202 130V131H201ZM247 129H245V130H243V132L244 131H246ZM249 130V129H248ZM28 131V130H27ZM98 132V134H97V132ZM184 131H188V132H184ZM203 131V132H204ZM211 131V132H212ZM219 131V132H218ZM4 132H1L0 133V137H2L4 134ZM7 132V134L8 135H10V134H12V133H8ZM21 132V133H20ZM96 132V134H94ZM203 132H202V134H203ZM207 132H205V133H207ZM15 133V134H14ZM20 133V134H19ZM25 133V132H24ZM29 133V132H28ZM184 133V134H183ZM3 134V135H2ZM6 133H5V135H6V138H5V135H4V140H3V137L2 138H0V140L1 141H3V143L2 142H0V145H1V143H2V147L0 148L1 149V151L0 152H2V153H0V155L5 159V158H8V159H6L7 160V162H5V163H3L4 161H3V159L0 157V159H2L1 161H0V168L1 169H9V167L10 166H12V164H14V162L16 163V165H17V163H19V162H22V161H20L21 159H19V158H21L22 157V159H25V157H23V156H25V153H24V151L22 152L21 150H19V149H22L23 150V148H22V145L23 146H26V142L24 143V141L21 143V144H19L18 142V144L16 143V141H18V140H16L15 141V139H13V138H11V137H13V136H8ZM63 134H66V132H64ZM101 134V135H100ZM197 134V133H196ZM201 134V133H200ZM26 135V134H25ZM89 135H91V136H89ZM95 135L97 136V138H99V141L98 142H100V143H98L97 142V138L95 137ZM99 136V137H98ZM103 136V137H102ZM111 136V137H110ZM117 136H119V137H117ZM157 136V137H156ZM159 136V137H158ZM11 139V140H14V142H12L11 143V140H8V141H6L7 139H9V138ZM78 137V136H77ZM90 137V138H89ZM100 137H101V139H100ZM153 137V138H152ZM161 137H163L162 139H160ZM15 138V137H14ZM109 139L108 141H107V139ZM149 138H151L150 139V142L149 141H147V139L149 140ZM166 138V139H165ZM126 139V140H125ZM218 139V138H217ZM39 139H37V141H38ZM82 140V139H81ZM147 142H146V141ZM171 140V141H172ZM4 141H5V145H4ZM40 141V140H39ZM90 141L88 140L87 142L85 141V143L84 144H90ZM122 141H121V145L123 144L122 143ZM6 142H8V143H10V145H13V148H14V145L16 144L18 147H21V148H19L18 149V147H15L14 149L12 148V146H11V149H10V147H8V144L6 143ZM139 142H141L142 144H144V145H140L139 144ZM149 142V143H148ZM15 143V144H14ZM110 143H111V145H110ZM119 143V142H118ZM130 142H129V144H131ZM136 143V144H135ZM102 144V145H101ZM109 144V145H108ZM124 144V145H125ZM135 144V145H134ZM7 145V147L5 148V149H7V148H9V149H7V151L5 150V149H3L5 146ZM91 145V146H92ZM100 145V146H99ZM105 145H103L104 147H106ZM90 146V147H91ZM116 146V145H115ZM129 146V145H128ZM131 146H129V147H131ZM147 147H146V149L147 148H150L149 147V145H146ZM153 146H155V144H153ZM80 147V148H79ZM88 147H89V145H88ZM89 147V148H90ZM122 147H123V145H122ZM125 147V146H124ZM17 148V149H16ZM79 148V150L81 149V146H78V147H75V151L77 150V149ZM85 149V150H82L81 149V152L82 151H84V152H80L79 151V155H81V156H79V157H82L83 155H84V153L86 152L87 153V151L88 150H91V149ZM93 148V147H92ZM95 148H93V151L92 152H94V149ZM140 148H142V147H140ZM153 148V147H152ZM84 149V148H83ZM5 151V153L6 152H8V150H9V153H6V154H4V151ZM11 150H13V152L11 151ZM14 150L16 151V150H19V151H21L22 152V154L18 151V153L19 154H21L20 155V157H19V155H18V153H17V156L19 157V158H17V156H15L16 155V152L14 153ZM87 150V151H86ZM11 151V152H10ZM74 151V150H73ZM96 149H95V153H96ZM76 152H78V151H76ZM12 153H14L15 155H14V158H16V159H14V160H12L13 158H11V155L10 154H12ZM73 153V152H72ZM81 153V154H80ZM89 153V152H88ZM7 154H8V156H7ZM24 154V155H23ZM75 154V153H74ZM91 154H93V153H91ZM86 155V154H85ZM83 156V157H86V159H88V157H89V159L92 157V155H90V153H89V155H86V156ZM74 156V155H73ZM88 156V157H87ZM83 157H82V159H83ZM99 157V156H98ZM13 161V162H11V160ZM81 159V158H80ZM9 160H10V164L8 163L9 162ZM16 160V161H15ZM19 160V161H18ZM90 160H92V159H90ZM2 163L3 164H5L8 168H6V166H4V165H2ZM12 163V164H11ZM1 165H2V167H1ZM9 165V166H8ZM150 206V205H149ZM145 207V206H144ZM148 207H146V209H147ZM158 208V207H157ZM171 208V207H170ZM174 208H176V207H174ZM173 208V209H174ZM188 208V207H187ZM145 209V210H146ZM159 209V208H158ZM176 209H178V208H176ZM181 209V210H180ZM184 209H186V207L184 208ZM183 208H181V206L179 207V212L181 211H183L184 210ZM148 210H149V208H148ZM156 210V209H155ZM159 210H161L159 213L163 216V217H165V214H166V217H165V219L167 218L168 220H170L171 219V217L170 216H172V214L175 216V218H174V216H173V218H172V220H171V222L172 223H168V224H172V226L170 225V228H166V226L167 227H169V225L167 224L166 226H164L165 225V221H163V220H161V217H159V215H155L156 214V212L154 211V209H153V211L155 212V214H153V215H155V216H158L157 217V219H156V217L154 218V221H155V219L157 220V221H155V223L154 224H156L157 225V223H159L156 227H157V230L159 229L160 230V228H162L163 229V231H162V234H165L166 232V229H167V235L169 234V237L172 239H170V241H172L170 244L167 242V238L166 239H164V240H166V243L167 244H169L168 246H169V248H171L170 247V245H172V249L168 252V253H165V251H164V249H166V248H163V246L161 245V247H162V250H160V247L158 246L159 244H158V240H156V239H158V237H156V239H154V241H151L150 239H151V236H148V234H147V231H151V230H148V229H144V231L146 232V234H147V236L146 237H148V239L146 238V237H143V236H138V235H136V233H135V230L136 229H138V228H136V225H137V227H138V223L136 224V225H132V230L133 231H131V229H130V231H131V233H134V235L137 237L136 238V240L138 239V240H140L141 242H139L138 240H137V242L140 244V248H139V244H137V243H133V245H132V242H133V239H132V237L130 236V234L128 233V231H127V229L128 228H126V229H124V230H126V231H120V233H118V231H117V234H112V236H110L109 238L112 240V244H113V246L115 245V244H117V246L119 247V249H117L115 246V248H116V254L118 253L120 256H117L116 254V258H117V260H113V259H115L114 257H113V250H110L111 252L110 253H112V257H111V259H110V257H108L107 255H109V254H107L108 253V248L107 249H103L106 245H103V244H109L110 243V239L109 238H107V241H105L106 239H104L103 241H105V242H103V241H101V243L99 242H97V245L99 244V246L96 248L97 250L95 251V247H93L92 249L90 248V250L93 252H90V253H88L90 250H87L86 251V253H87V255H86V257L88 256H90L89 258H86V257H84L83 256V259H84V261H83V259L80 261V263L82 264V262H83V264H99L98 263V260L100 261V264L102 263H105L106 261L108 262V263H110V264H121V263H118L117 261H119L118 260V258H120V259H123V258H125V259H127L126 257H125V255L127 254V257H128V261L126 262L125 261V259L123 260V264H133V262H136L135 264H137L138 262H139V264H144L145 262H147L146 264H148L149 262L148 261H146V260H149V258H147L146 260L145 259H143L142 257L140 258V256H141V254H140V256H139V254L138 253H142V255H143V253L144 254H146V253H150L151 254V252H153V249L152 250H150L151 248H154V246H152V244L154 245V243H155V245L156 246H158V250L157 249H155L154 248V254H155V252L158 254V252H160V254H159V256L161 257L162 255H164V254H162V253H165V256H163V259L160 261V257L158 258L157 257V255H154L153 253V257L154 258H158L159 259V261H157L158 259H154V260H152L151 258V263H153L155 260L157 261V264H159L158 262H161V264H162V262H163V264H167V263H169L170 264V262H174V261H176V263L177 264H179V262H180V264L183 262V264L186 262V263H188V261L189 260H191L189 263H191V264H194V263H198V264H204L205 262L206 263H209V264H255V259L258 257L257 255H259V253L260 252H258L257 254H253V252L255 251L256 252V248L255 247H257L258 249H260V251H261V248L260 247H262L263 246V243H259V245L261 244L262 246H259L258 244H257V246H256V243L258 242V241H253V238L252 239H250L251 238V236H249L250 238L249 239H247V241H249V240H251V241H253V245H254V243H255V246H251L252 245V243L250 244V243H248V246H249V250L251 251V250H253L254 249V251H252V252H250L249 253V251L247 252V251H245L244 249V247L246 246H244L243 244H241V243H243V242H241L240 241V239H237V237L239 236H237L236 234L237 233H235V231L234 230H232L233 232H230V233H228L229 235V237H227V236H225V237H227L228 239H230V238H233L232 236H237L236 237V241H234V239H233V242L234 243H231V245L233 246V245H235L236 244V246H233V247H231V245H230V242H232V239L231 240H227L228 242H225V244H223V245H225V247H227L226 249L227 250H231V251H228L229 253L230 252H236V251H238V252H240V251H242L243 250V252H241V253H237L238 254V257L236 258L235 256V260H233V262H232V260L231 259H229V257L227 258V259H225V258H223V256H227L226 254H224V255H220V254H222V253H218V254H216V252H215V254L214 255H212L211 256V253H210V251H208V250H210L211 248H212V246H211V244L213 245V243L215 242L216 243V240H217V237L219 238L220 236H219V234H220V229H218V228H215L214 226H215V224H213V223H211L210 221L211 220H208L210 217L209 216H207V217H209L207 220H208V224L205 226V229H202L203 227L201 226H197V225H195V226H197L196 227V229L198 230V229H202V230H200V231H197V230H195V231H193L194 230V227H193V223L194 222H196V221H198L199 220V218L200 217H198L199 215H197V214H201V211H200V213H196V215L195 214H192V211H193V207H192V209L191 208H189V209H186V211H187V213L189 214V212H191L190 213V215L189 216H191V217H187V213L185 212V210H184V212H182L183 214H181V212H180V214L178 215V216H180L181 218H182V216H183V218L185 219V220H190V221H192V215L193 216H196V217H193V222L191 223V225H192V227L190 228V226L188 225V224H186L187 223V221H185L183 218L181 219L180 217H178V216H176L175 215V213H174V211L172 210V208H171V210L170 211H173V212H170V211H167V213H164V212H162V209H159ZM189 210H192V211H189ZM196 210V209H195ZM151 211V210H150ZM168 212H170V213H168ZM178 212V213H179ZM196 212H198V211H196ZM151 213H152V211H151ZM158 213V214H159ZM177 213V212H176ZM193 213H194V211H193ZM146 214H147V212H146ZM149 214V213H148ZM147 214V215H148ZM167 214H168V216H167ZM203 214V213H202ZM206 215H207V213H205ZM146 215V216H147ZM152 215V214H151ZM160 215V216H161ZM186 215V216H185ZM169 217V218H168ZM187 217V218H186ZM206 216H205V219L207 218ZM189 218V219H188ZM191 218V219H190ZM204 215H202V219L199 221V222H197V224L198 223H202L203 221H204ZM145 220L147 219V218H144ZM149 219H151L150 217L148 218V220H144L145 222H147L148 224H151V226L150 227H148L149 229H152V231H155V229H156V227L154 226V224H153V218H152V220H150L149 221ZM176 219H178V220H180L179 222H177L176 223ZM196 219V220H195ZM159 220V221H158ZM176 220V221H175ZM184 220V221H183ZM203 220V221H202ZM206 220V221H207ZM160 221H161V223H160ZM175 221V222H174ZM189 221V222H190ZM169 222V221H168ZM188 222V223H189ZM143 223V222H142ZM146 223V224H147ZM164 223V225H162ZM212 225H211V224ZM122 224H123V222H122ZM132 224V223H131ZM135 224V223H134ZM140 224V223H139ZM143 224H145V223H143ZM174 224V225H173ZM180 224V225H179ZM196 224V223H195ZM141 225V224H140ZM160 225V226H159ZM176 225V227H178V228H181V230L179 229H177V230H175V228L176 227H174ZM178 225V226H177ZM119 226H121V225H119ZM141 226H143V225H141ZM179 226H181V227H179ZM210 226H212V232L209 230L211 227ZM221 226H222V224H221ZM225 226V225H224ZM131 227V226H130ZM129 227V228H130ZM135 227V228H134ZM144 227V226H143ZM163 227H165V229L163 228ZM171 227H172V229H171ZM174 227V228H173ZM183 227H185L184 229H186V228H190V230H192L194 233L192 234V232L190 231V230H188V229H186L185 231H187V232H185L184 231V229H183ZM207 227H209V229H206ZM217 227V226H216ZM219 227V226H218ZM135 229V230H134ZM140 229H142V228H140ZM140 229H138V230H136L138 233H140L141 232V230ZM161 229V230H162ZM168 229H171L172 230V232L173 231H175L176 232V234H174V232L173 233H170L171 231H169ZM174 229V230H173ZM217 229V230H216ZM228 229V228H227ZM226 229V230H227ZM122 230V229H121ZM129 230V229H128ZM159 230L158 231H155V233H158V235L161 233V230H160V233H159ZM165 230V231H164ZM203 230H205V231H203ZM206 230H208V232L210 233L208 236L205 234V233H207V231ZM237 230V229H236ZM112 231V230H111ZM181 231H182V233H181ZM188 231H190V232H188ZM215 231V232H214ZM216 231H219V233H217ZM228 231H231L230 230V228H229V230ZM238 231V230H237ZM144 232V233H145ZM165 232V233H164ZM198 232H201V233H204L203 235H205V236H203V237H205L204 239H206V237H211L210 239H211V241H213V243L209 240H207V242H211V244H210V246H211V248L209 249V243L207 244V242L206 241H204V239L203 240H200L201 239V233H198ZM223 232H224V230H223ZM222 232V233H223ZM122 233H124V234H126L125 236H126V239H124L125 238V236H124V234H122ZM127 233H128V235H127ZM154 233V234H155ZM179 233V234H178ZM188 233H189V235H194V236H196V234L195 233H198V236L200 235V237H198L199 238V241H195V242H193L192 240L194 239V240H196V238L194 237V236H192V237H190V236H188ZM214 233V234H213ZM217 233V234H216ZM221 233V234H222ZM122 234V235H121ZM141 234V233H140ZM171 234V235H170ZM174 236H173V235ZM213 234V235H212ZM234 234V235H233ZM116 237H114V236ZM120 235V236H119ZM141 235H144L143 234V232H142V234ZM149 235H151V234H149ZM215 235H217L216 236V238H215ZM232 235V236H231ZM243 235V234H242ZM124 238H123V237ZM173 236V237H172ZM213 236V237H212ZM222 236V235H221ZM113 239H112V238ZM120 237V238H119ZM140 237V238H139ZM155 237V236H154ZM244 237H246V236H244ZM118 238H119V240L121 241L122 240V244H124L126 247L127 246H129L130 244L132 245V248H131V246H129V247H127V248H130V249H132V250H128L127 251V249L126 248H122L123 250H124V252H123V250L122 249H120V247L121 246H124V245H121V246H119L120 244L119 243H113L114 241L116 242V241H118ZM128 238H130V239H128ZM145 238V239H144ZM150 238V239H149ZM164 238V237H163ZM190 238L192 239V240H190ZM248 238V237H247ZM95 239V238H94ZM93 239V241H95ZM109 239V240H108ZM117 239V240H116ZM169 239H168V241H169ZM213 239V240H212ZM221 240H222V238H220ZM246 239V238H245ZM144 240H148V241H145V242H147V244H145L144 243ZM152 240H153V237H152ZM157 242H156V241ZM161 240H162V238H161ZM237 240H239L240 241V244L237 242ZM255 240V239H254ZM124 241H125V243H124ZM127 241V242H126ZM131 241V242H130ZM246 241V240H245ZM96 242V241H95ZM188 242H191L190 244L188 243ZM192 242H193V244H192ZM250 242V241H249ZM126 243H128V244H126ZM141 243H143V244H141ZM157 243V244H156ZM199 243V244H198ZM226 243H229V246H226L227 244ZM100 244H101V247H100ZM111 244V243H110ZM119 244V245H118ZM88 245H90V243L89 244H87V246ZM103 245V246H102ZM135 245L136 246H138V248H139V250L137 251L136 249H135ZM142 245H147V246H144L145 247V249L146 250H144V249H142L141 250V252H140V249L141 248H144ZM151 245V246H150ZM220 245H222L221 244V241H220ZM238 245H240V246H238ZM243 245V246H242ZM107 246H109L110 247V245H107ZM106 246V247H107ZM124 246V247H125ZM142 246V247H141ZM150 246V247H149ZM155 246V247H156ZM207 246H209L208 247V249H207V251H206V248H207ZM241 246H242V248H241ZM259 246V247H258ZM86 247V246H85ZM100 247V248H99ZM103 247V248H102ZM105 247V248H106ZM147 247V248H146ZM218 247V246H217ZM238 247H240L239 249H238ZM83 249H81L82 251L83 250H85V248L84 247H82ZM148 248H149V250H148ZM216 248V247H215ZM252 248V249H251ZM263 248V247H262ZM94 249V250H93ZM100 249H102L101 251H100ZM225 249V248H224ZM223 249V250H224ZM242 249V250H241ZM103 250H106L105 252L103 251ZM119 252H118V251ZM126 250V251H125ZM134 250V251H133ZM149 251V252H146L145 253V251ZM212 250V249H211ZM240 250V251H239ZM246 250H247V248H246ZM122 251V252H121ZM132 251H133V253H136V255H137V257L139 256V258H138V260H137V257H135V259L137 260H134V254H132ZM151 251V252H150ZM161 251H163L162 253H161ZM215 251H218L217 249L215 250ZM220 251V250H219ZM244 251L246 252V254L247 253H249L250 255H241L242 253H244ZM263 251V250H262ZM261 251V252H262ZM127 252H129V253H127ZM212 252V251H211ZM226 252V251H225ZM83 253V252H82ZM85 253V254H86ZM210 253V254H209ZM235 253V255H237ZM252 253V254H251ZM107 254V255H106ZM132 255L131 257H129V255ZM149 254V255H150ZM230 254H232V253H230ZM104 255H105V257L106 258H104ZM148 255V257H150ZM216 255V256H215ZM217 255H220L221 256V258H220V256H217ZM233 255V254H232ZM256 255V257H254V256ZM263 255H264V252H263ZM10 256V255H9ZM103 256V257H102ZM121 256H122V258H121ZM124 256V257H123ZM151 256V257H152ZM29 257H32V256H29ZM147 257V254L146 255H144V258H146ZM210 257H212L211 258V260H210ZM214 257H216V259L214 258ZM6 258V257H5ZM7 258H8V256H7ZM25 258H27V257H25ZM34 260H35V258L34 257H32ZM102 258L104 259V260H106V261H102ZM107 258H109L110 260H108ZM129 258H132L133 260H131V261H129L130 259ZM162 258V257H161ZM164 258H166L167 259V261L164 259ZM263 258V260H264V257H261L260 258V260ZM28 259V261L29 262H31V264H33L34 262H35V264H36V260L34 261V262H32L33 261V259H32V261H31V259L29 260V258H27ZM101 259V260H100ZM141 259H143V260H141ZM188 259V260H187ZM213 259H215V260H217L216 262H214L215 260H213ZM223 259H225V261L226 262H224V260ZM257 259H259V258H257ZM88 262H87V261ZM165 260V261H164ZM259 260V261H260ZM102 261V262H101ZM133 261V262H132ZM141 261H143L144 263H141ZM156 261L154 262L155 264H156ZM169 261V262H168ZM205 261V262H204ZM220 261V262H219ZM10 263H8V264H11V260L9 261ZM24 262V261H23ZM23 262H21V264H25V263H23ZM25 262H27V260L25 259ZM29 262H27L26 264H28ZM106 262V263H107ZM124 262H126V263H124ZM201 262V263H200ZM203 262V263H202ZM2 262H0V264H1ZM79 263V264H80ZM105 263V264H106ZM151 263H149V264H151ZM188 263V264H189ZM205 263V264H206ZM257 263V262H256ZM262 263L264 264V261H262ZM2 264H4V263H2ZM7 264V263H6ZM78 264V263H77Z\"/></svg>", "mask_w": 264, "mask_h": 264}]
</instances>
